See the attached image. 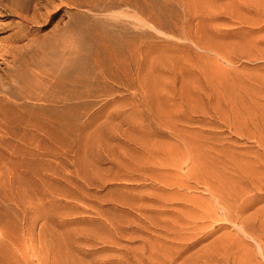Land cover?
Listing matches in <instances>:
<instances>
[{"label":"rangeland","instance_id":"rangeland-1","mask_svg":"<svg viewBox=\"0 0 264 264\" xmlns=\"http://www.w3.org/2000/svg\"><path fill=\"white\" fill-rule=\"evenodd\" d=\"M0 264H264V0H0Z\"/></svg>","mask_w":264,"mask_h":264},{"label":"bare ground","instance_id":"bare-ground-1","mask_svg":"<svg viewBox=\"0 0 264 264\" xmlns=\"http://www.w3.org/2000/svg\"><path fill=\"white\" fill-rule=\"evenodd\" d=\"M253 216V215H252Z\"/></svg>","mask_w":264,"mask_h":264}]
</instances>
